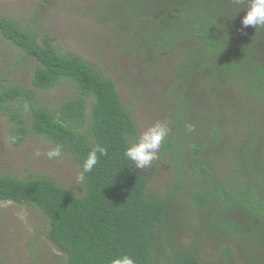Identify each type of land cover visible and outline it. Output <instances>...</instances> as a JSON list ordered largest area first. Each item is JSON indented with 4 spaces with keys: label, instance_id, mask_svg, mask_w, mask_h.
<instances>
[{
    "label": "trees",
    "instance_id": "1",
    "mask_svg": "<svg viewBox=\"0 0 264 264\" xmlns=\"http://www.w3.org/2000/svg\"><path fill=\"white\" fill-rule=\"evenodd\" d=\"M107 1L113 14L117 5L123 7L128 25H118L122 29L120 35H126V45L135 53L146 49V56H153L154 60L159 52L161 56L168 53V47L165 53L161 47L166 43L178 51L180 47L197 50L198 64L188 65L179 82L196 79L198 85L209 76L205 71L209 69L220 83V78L225 81L229 76L228 83L236 81L238 70L252 82L256 80L254 84L261 86L259 91L264 90V58L259 54L264 36L249 28L246 30L255 36L245 32L224 34L218 28L221 18L232 13L231 5L236 0ZM123 28L132 29V33L126 34ZM167 30L173 31L174 39L163 35ZM0 33L37 60L33 88L48 91L62 80H70L76 90L74 99L52 111L33 107V97L26 95L31 104L30 126L27 127L26 119L12 114L11 120H18L10 132L13 147H18L29 134L41 135L55 147L62 146L63 153L80 171L83 159L97 144L108 149L107 155L99 157L96 168L85 174L81 195L48 176L31 175L28 180H20L3 175L0 201L31 205L47 217L45 238L64 253L60 264H111L114 258L125 254L136 264H205L198 258L195 246L181 243V216L178 218L170 201L147 194L149 174L135 172L124 157V150L138 140V135L132 112L123 106L113 81L82 59L58 53L51 37L42 36L38 44L34 33L12 19L0 17ZM184 90L180 86L176 97H183ZM21 95L24 93L20 88L2 84L0 107ZM192 101L189 95L186 102ZM177 116L182 120L173 124L182 129L187 121L180 112ZM221 127L223 132L211 125L204 137L188 130L182 137L168 135L160 157L168 152L173 159L177 184L183 188V196L177 194L175 198L181 206L194 211L198 235L206 229V233L227 243L240 239L246 245L244 255L258 256L264 262V228L258 229L256 223L244 224L247 219L264 224V138L247 134L234 142L228 130ZM225 136L229 140L222 146ZM186 152L188 157L183 155ZM208 152L210 156L206 158ZM222 152L228 154L230 173L225 172L227 176L220 179L212 173V158ZM223 252L228 254L227 246ZM214 264L232 263L225 256Z\"/></svg>",
    "mask_w": 264,
    "mask_h": 264
},
{
    "label": "rangeland",
    "instance_id": "2",
    "mask_svg": "<svg viewBox=\"0 0 264 264\" xmlns=\"http://www.w3.org/2000/svg\"><path fill=\"white\" fill-rule=\"evenodd\" d=\"M231 6L232 13L221 18L218 28L224 34L245 32L255 36L240 25L245 14L241 10L246 3L234 2ZM114 10L115 14L107 0H0V17L12 19L26 31L34 33L38 44L42 36L51 37L58 53L82 59L113 81L123 106L132 112L138 139L157 121L167 122L170 125L169 135L172 136H184L189 126L193 129L190 131L193 135L208 136L210 126L215 125L222 132L225 129L221 126H224L234 142L247 134H258L264 138V90H258L261 86L254 84L256 80L252 82L237 70L236 81L227 83V76L225 81L220 78V83L216 75L205 69L209 76L198 85L196 79L179 82L178 78L188 65L198 64L197 50L180 47L178 51L175 46L166 43L161 47L163 53L168 47V53L161 56L162 52H159L154 60L153 56H146V49L135 53L126 45V35H120L122 29L118 25H128L122 13L123 7L117 5ZM249 29L255 30L252 27ZM123 30L126 34L132 33L130 28ZM255 33L264 36V28L256 29ZM163 35L167 39H174L171 30ZM261 48L259 54L264 58V41ZM147 57L149 61H146ZM37 65L34 56L16 47L0 33V86L5 83L20 88L24 93L16 101L0 107V176L9 175L20 180H28L31 175L48 176L56 184L81 195L82 185L78 181L81 171L68 154L62 153L60 158L49 159L47 154L55 145L41 135L29 134L18 147H13L10 141V132L18 122L11 120L13 113L19 119H26L29 127L31 104L52 111L76 97L75 86L70 80H62L48 91L33 88L31 81ZM223 73L226 74V71ZM248 75L252 77L250 72ZM3 78L6 80L3 81ZM180 86L185 90L183 97L179 95L177 98ZM28 94L33 97L31 104L26 98ZM189 95H192L193 101L187 103ZM177 112L187 121L182 129L173 124L182 120ZM228 140L229 137H222L221 145L224 146ZM163 144L165 140L150 169L134 168V171L149 174L147 194L167 198L178 218L181 216V243L195 246L198 258L205 264H214L225 256L232 264H264L258 256L244 255L243 246L246 245L240 239L236 243H227L202 228L198 235L195 229L198 219L194 211L181 206L175 198L177 194L183 196V188L177 184L179 178H175L171 155L165 152L160 157ZM230 144L233 145V142L230 141ZM183 155L188 157L189 152ZM205 155L206 158L210 156L209 152ZM212 160L215 169L212 173L220 179L225 178L226 173H230L228 154L222 152ZM244 222L245 225L256 223L260 230L264 228V224L256 219ZM48 227L47 217L35 207L0 201V264H60L65 255L45 238ZM259 240L263 242L262 238ZM226 246L228 254L223 252Z\"/></svg>",
    "mask_w": 264,
    "mask_h": 264
},
{
    "label": "clouds",
    "instance_id": "3",
    "mask_svg": "<svg viewBox=\"0 0 264 264\" xmlns=\"http://www.w3.org/2000/svg\"><path fill=\"white\" fill-rule=\"evenodd\" d=\"M236 3H246V7L241 10L245 13L240 20L242 29H247L249 27L255 30L264 28V0H236ZM192 130V127L189 126L188 131ZM169 133L170 128L168 123L157 121L153 126L148 128L136 142L126 147L123 153L124 157L132 163L135 169H150L152 161L156 159V153ZM62 153V146L57 145L53 150L49 151L47 155L49 159H54L60 158ZM107 153L108 149L102 145L97 144L92 148L83 159L82 171L78 176V181L81 183L84 182L86 178L85 174L91 173L98 165L99 157L105 156ZM111 264H136V262L131 256L125 254L118 258H114Z\"/></svg>",
    "mask_w": 264,
    "mask_h": 264
}]
</instances>
